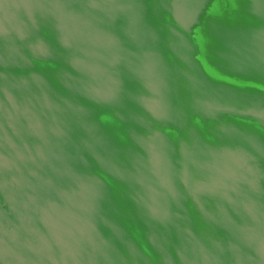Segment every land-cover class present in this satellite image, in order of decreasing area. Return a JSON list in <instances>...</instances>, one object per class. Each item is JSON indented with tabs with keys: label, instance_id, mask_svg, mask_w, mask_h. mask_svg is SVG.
Returning <instances> with one entry per match:
<instances>
[{
	"label": "water",
	"instance_id": "1",
	"mask_svg": "<svg viewBox=\"0 0 264 264\" xmlns=\"http://www.w3.org/2000/svg\"><path fill=\"white\" fill-rule=\"evenodd\" d=\"M0 264H264V0H0Z\"/></svg>",
	"mask_w": 264,
	"mask_h": 264
}]
</instances>
